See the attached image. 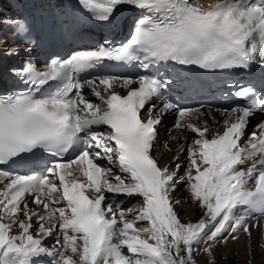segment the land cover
Instances as JSON below:
<instances>
[{"label": "snow or ice", "instance_id": "6c2138e0", "mask_svg": "<svg viewBox=\"0 0 264 264\" xmlns=\"http://www.w3.org/2000/svg\"><path fill=\"white\" fill-rule=\"evenodd\" d=\"M80 3L102 21L125 4L144 15L117 47L52 58L45 71L30 61L13 69L28 87L0 93V184L7 181L0 188V264H44L45 257L50 264H197L193 251L201 242L211 253L210 242L237 240L240 231L251 235L264 217V122L250 133L248 126L257 110L264 111V94L241 87L235 95L244 103L231 109L222 132L209 135L207 120L198 123L199 108L171 102L157 108L153 101L168 86L157 75L105 74L84 83L76 76L104 60L141 56L150 64L172 61L208 70L264 66V0H216L207 7L191 0ZM50 85L54 90L45 93ZM86 86L100 103L84 95ZM171 109L178 114L175 126L198 136L179 177L152 154L157 126ZM41 150L56 159L27 174L3 167ZM69 150L77 154L64 160ZM179 182L202 209L195 222H182L176 210L181 200L171 193ZM108 194L142 200L125 209L109 202ZM29 196L37 208L29 207ZM55 232L54 244L45 246Z\"/></svg>", "mask_w": 264, "mask_h": 264}, {"label": "bare ground", "instance_id": "6f19581e", "mask_svg": "<svg viewBox=\"0 0 264 264\" xmlns=\"http://www.w3.org/2000/svg\"><path fill=\"white\" fill-rule=\"evenodd\" d=\"M8 0H0V6L6 3ZM84 95L90 98L94 103H100L99 99L92 95L91 89L86 86L84 89ZM202 122L199 124H203L205 120L208 122V126L211 130L215 126V122L213 119H209L208 117H200ZM182 135L181 138L179 134L175 136V138L168 139L167 141H163L159 151L157 152V159L165 162L167 159L171 161L169 165L176 162L184 160L182 164L183 172H185L188 166V152L187 149L190 146H193V141L198 138L197 134L192 132L190 129H181ZM107 131V130H103ZM184 132L192 134L194 137L191 139V143L187 145L186 151L183 154H180L182 139L186 136ZM175 155H179L177 159H174ZM173 161V162H172ZM107 166L112 167L113 172L119 174V170L112 165H109L106 160ZM168 166V165H167ZM179 184V188L171 193V197L173 200H181L179 205H176V210L180 215L182 222L192 221L195 222L202 215V209L198 206L196 202H194L189 193V189L187 185L183 182L177 183ZM110 201L115 204H118L122 208H133L137 207L141 202L142 198L139 196H113V194H108ZM129 199V204H125V200ZM34 209V208H33ZM250 220L253 224H256V217H250ZM35 226V225H34ZM141 226V225H138ZM14 231H19V229H14ZM251 235H248L242 231L237 232L236 236L237 240L228 239L227 243L220 242H210L213 243V251L211 253L205 252L204 248L206 245L201 242L193 251V258L196 260L197 264H264V217L260 218V223L255 227L250 229ZM59 235V232H55L52 237L48 240H53L51 243H47L45 246L51 247L54 244L55 236ZM46 242V239H45ZM44 263L48 261L45 257ZM48 264V263H47Z\"/></svg>", "mask_w": 264, "mask_h": 264}]
</instances>
